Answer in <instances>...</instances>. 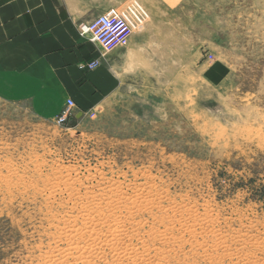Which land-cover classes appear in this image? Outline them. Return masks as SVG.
<instances>
[{
    "label": "rangeland",
    "instance_id": "obj_1",
    "mask_svg": "<svg viewBox=\"0 0 264 264\" xmlns=\"http://www.w3.org/2000/svg\"><path fill=\"white\" fill-rule=\"evenodd\" d=\"M156 1L77 121L0 99V264H264V0Z\"/></svg>",
    "mask_w": 264,
    "mask_h": 264
},
{
    "label": "crops",
    "instance_id": "obj_2",
    "mask_svg": "<svg viewBox=\"0 0 264 264\" xmlns=\"http://www.w3.org/2000/svg\"><path fill=\"white\" fill-rule=\"evenodd\" d=\"M153 2L157 3L0 0V99L26 103L37 117L45 120L55 119L67 99H71L76 108L68 121H77L114 89L119 76L114 58L90 71L80 69V63L98 58L100 49L78 34L76 24L117 10H124V18H129L127 9H136L138 3L148 9ZM169 7L166 5L168 11ZM160 27L154 22L138 25L129 39L128 51H140L147 40L162 33ZM147 28L153 37H148ZM80 112L82 115L77 117Z\"/></svg>",
    "mask_w": 264,
    "mask_h": 264
},
{
    "label": "built area",
    "instance_id": "obj_3",
    "mask_svg": "<svg viewBox=\"0 0 264 264\" xmlns=\"http://www.w3.org/2000/svg\"><path fill=\"white\" fill-rule=\"evenodd\" d=\"M76 30L82 37L88 38L90 42L99 47L101 55L116 48L125 46L132 34L128 22L115 13H102L88 21L76 24ZM99 60L96 58L88 63H80V69L92 70ZM76 106L71 99H67L64 108L54 119L56 123L63 124L73 115Z\"/></svg>",
    "mask_w": 264,
    "mask_h": 264
},
{
    "label": "bare ground",
    "instance_id": "obj_4",
    "mask_svg": "<svg viewBox=\"0 0 264 264\" xmlns=\"http://www.w3.org/2000/svg\"><path fill=\"white\" fill-rule=\"evenodd\" d=\"M99 214V213H98ZM88 217V216H87ZM90 217V216H89ZM86 220V219H85ZM101 221V220H100ZM87 223V222H86ZM117 224V223H116ZM121 227V226H120ZM119 227V228H120ZM110 228V227H109ZM113 228V227H112ZM92 233V232H91ZM114 234V233H113ZM89 235V234H88ZM79 242V241H78ZM77 243V242H76ZM88 244V243H87ZM73 245V244H72ZM80 245V244H79ZM96 245V244H95ZM98 247V246H97ZM94 249V248H93ZM77 250V249H76ZM71 252V251H70ZM121 252V251H120ZM65 255V254H64ZM75 255V254H74ZM91 255V254H90ZM63 261V260H62Z\"/></svg>",
    "mask_w": 264,
    "mask_h": 264
},
{
    "label": "water",
    "instance_id": "obj_5",
    "mask_svg": "<svg viewBox=\"0 0 264 264\" xmlns=\"http://www.w3.org/2000/svg\"><path fill=\"white\" fill-rule=\"evenodd\" d=\"M82 115V112L79 113V115L77 117H80Z\"/></svg>",
    "mask_w": 264,
    "mask_h": 264
}]
</instances>
